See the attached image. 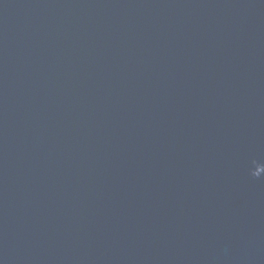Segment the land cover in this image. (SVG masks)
Segmentation results:
<instances>
[{
    "label": "water",
    "instance_id": "1",
    "mask_svg": "<svg viewBox=\"0 0 264 264\" xmlns=\"http://www.w3.org/2000/svg\"><path fill=\"white\" fill-rule=\"evenodd\" d=\"M0 264H264V0H0Z\"/></svg>",
    "mask_w": 264,
    "mask_h": 264
}]
</instances>
